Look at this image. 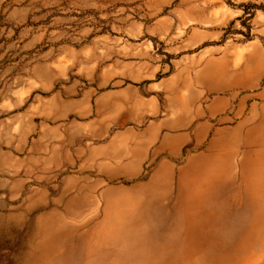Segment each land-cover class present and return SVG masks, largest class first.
<instances>
[{
    "label": "rangeland",
    "instance_id": "rangeland-1",
    "mask_svg": "<svg viewBox=\"0 0 264 264\" xmlns=\"http://www.w3.org/2000/svg\"><path fill=\"white\" fill-rule=\"evenodd\" d=\"M0 264H264V0H0Z\"/></svg>",
    "mask_w": 264,
    "mask_h": 264
}]
</instances>
